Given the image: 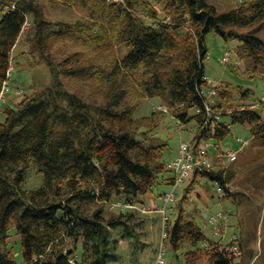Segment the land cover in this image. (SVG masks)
<instances>
[{
  "label": "trees",
  "instance_id": "obj_1",
  "mask_svg": "<svg viewBox=\"0 0 264 264\" xmlns=\"http://www.w3.org/2000/svg\"><path fill=\"white\" fill-rule=\"evenodd\" d=\"M155 1L164 5L162 15L152 0H60L90 13V24L73 26L47 21L38 0H0V94L13 73L12 53L30 19L36 48L53 76L50 87L15 107L7 98L0 120V264H18L9 247L13 226L20 237L22 264H121L115 233L137 251L144 225L138 213L149 215L142 211L145 206H164L171 191L155 197L156 186L173 189L175 180L165 160L168 144L155 135L166 109L182 125L197 120L199 145L212 138L224 140L231 132L222 122L223 106L210 103L205 93L210 84L205 74L208 35L215 32L225 41L239 42L238 56L249 59L254 74L264 79V39L259 36L264 31V0H249L226 12L207 0ZM97 28L100 32L93 36ZM114 37L128 51L108 73L81 53L64 60L62 70L49 58L50 44L57 38H84L101 48L113 46ZM135 72L141 74L142 98L160 99L165 110L135 119L138 105L128 101L130 87L117 82ZM60 75L99 77L108 85L105 102L95 105L68 92ZM221 87L214 96L231 100ZM207 106L220 120L202 129ZM192 109L198 110L195 117L189 116ZM224 115L234 124L250 125L253 144L264 146V117L258 111L243 108ZM33 168L43 184L28 190ZM199 178L216 183L223 198L237 195L230 190L234 175L215 168L195 171L187 193ZM149 194L153 200L147 205L143 199ZM108 210L119 214L108 217ZM184 212L181 206L175 219L168 215L165 242L176 252L187 248L188 264H235L234 249L242 250L238 236L227 245L208 240L195 217L187 219ZM212 227L216 232L219 225ZM215 236L225 239L224 233Z\"/></svg>",
  "mask_w": 264,
  "mask_h": 264
},
{
  "label": "rangeland",
  "instance_id": "obj_2",
  "mask_svg": "<svg viewBox=\"0 0 264 264\" xmlns=\"http://www.w3.org/2000/svg\"><path fill=\"white\" fill-rule=\"evenodd\" d=\"M152 1L159 14L163 13L164 5L155 0ZM247 1L249 0H207L208 4L216 7L219 12H226ZM38 3L44 10L46 20L54 25L65 23L75 26L81 22L90 24L91 15L81 6L68 8L60 0H38ZM30 20L12 53L13 89L7 95L10 100L8 104L12 107L16 106V102L18 105V101L44 91L53 83L51 70L40 50L36 48L34 27ZM99 32L98 28L95 29L93 36ZM259 36L264 39V31ZM85 40L84 38L52 40L49 58L60 64L62 66L60 70H62L65 66L64 60L81 53V58L87 60L88 63H96L97 67L104 68L108 73L128 51L126 47L117 43L115 37L112 39L113 46L111 47L107 45L99 48L92 45L91 41L87 43ZM239 44L233 40L225 41L215 32L207 37L208 59L205 61V74L210 84L205 90L206 97L210 103L223 106L222 122L230 128L231 132L224 140L212 138L202 142L204 146L210 145L209 157L213 168L215 170L224 169L234 175L230 190L237 195L233 199L223 198V194L218 191V185L206 178H199L198 183L187 193L191 185L189 179L176 192L177 198L174 203H171L168 215L172 220L175 219V213L178 214L182 206L186 210L184 216L187 219L194 216L198 227L203 230L208 240L227 245L238 236L242 250L241 248L234 250V257L237 258L235 264H264V146L253 144L250 125L234 124L229 115H224L226 112L230 114L243 108H252L264 117V107L260 105L264 100V79L254 74L252 62L249 59H242L238 56L236 50ZM225 57L229 58L227 65L223 63ZM140 76V72H135L124 78V81H117L124 84V87L126 85L130 87L128 101L132 105H138L135 119L150 117L154 111L166 109L164 103L158 98H142L139 88ZM59 78L65 90L77 94L88 103L101 105L106 100L108 85L99 77L84 80L80 77L60 75ZM14 84L24 90L21 95L16 93L17 89L14 88ZM219 85L222 86L220 91L228 90L231 100L228 101L227 97H220V95L209 97V89L214 90ZM166 111L155 135L168 144L165 160L169 164L178 157L183 143L195 141L198 134V122L192 119L190 123L182 125L172 113L167 109ZM197 114V109L189 111L191 117ZM3 118L4 115L1 116V119ZM244 143L247 146L240 151ZM230 152H238V161L232 165L227 159ZM222 153L225 156H222ZM29 173L26 189L40 188L43 184V177L34 168ZM170 191H172L170 186L161 184L154 188L153 195L158 197ZM152 198V194H149L143 200L149 205ZM157 202L160 203L159 199ZM217 212L230 215L224 231V240L216 237L214 227L201 217L203 214L210 215ZM118 214L116 210L107 212L108 217ZM138 214L139 218L144 221V225L139 230L141 243L137 245V251L134 250L130 241L123 240L115 233L119 239L118 252L122 258L121 264H155L162 248V216L159 213ZM10 236L9 247L13 249L17 263L22 264L21 242L15 226L11 228ZM164 247L165 264H188L185 256L187 248L176 252L169 241L165 242ZM199 264H208V262L202 260Z\"/></svg>",
  "mask_w": 264,
  "mask_h": 264
},
{
  "label": "built area",
  "instance_id": "obj_3",
  "mask_svg": "<svg viewBox=\"0 0 264 264\" xmlns=\"http://www.w3.org/2000/svg\"><path fill=\"white\" fill-rule=\"evenodd\" d=\"M111 2L116 4H123V0H111ZM224 64L229 63V58L225 57L223 59ZM14 87L17 89L16 93L21 95L24 90L21 87H17L14 84ZM12 91V71L9 72L8 81L5 83L3 90L0 94V120L2 113L4 111V106L7 103V95ZM216 94L215 89L209 93V97H213ZM205 95V93H204ZM264 101V100H263ZM215 120V123L218 125L220 116L216 115L213 110L207 106L206 107V119L202 129H206L209 124H211ZM215 124V125H216ZM242 143L241 140H239ZM246 147V143L240 148L242 151ZM238 152H230L227 155L228 162L230 164H234L238 161ZM210 145L206 144L205 146L202 143L199 145L194 141L193 143H183L178 157L168 164V170L172 173L174 177L173 189L167 194L164 199V206L159 207L157 204L151 206L143 207L142 211L144 214H151L153 212H159L162 216V248L159 251L158 257L156 259L155 264H165V245L164 242L168 238V232L166 231L169 224V217L167 215V207L169 204L174 203L177 198L176 192L184 185L192 176V174L199 170L202 171L204 168L212 169L213 166L210 161ZM220 193L223 191L221 188L218 190ZM206 220L212 226L219 225L216 229L215 234L219 235L224 233L227 228V224L230 220V215L225 212H217L211 215H205ZM222 230V231H221ZM237 250V249H234Z\"/></svg>",
  "mask_w": 264,
  "mask_h": 264
},
{
  "label": "crops",
  "instance_id": "obj_4",
  "mask_svg": "<svg viewBox=\"0 0 264 264\" xmlns=\"http://www.w3.org/2000/svg\"><path fill=\"white\" fill-rule=\"evenodd\" d=\"M247 146V145H246ZM243 151V150H242Z\"/></svg>",
  "mask_w": 264,
  "mask_h": 264
}]
</instances>
